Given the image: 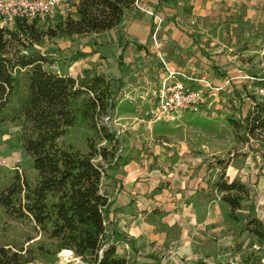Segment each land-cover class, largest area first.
I'll return each mask as SVG.
<instances>
[{
    "label": "trees",
    "instance_id": "obj_1",
    "mask_svg": "<svg viewBox=\"0 0 264 264\" xmlns=\"http://www.w3.org/2000/svg\"><path fill=\"white\" fill-rule=\"evenodd\" d=\"M71 1L75 14L69 11L53 27L43 29L39 19L19 18L12 27H0V128L6 122L23 120L11 142L29 157L35 171L33 179L18 170L0 173V211L10 220L31 224L43 237L25 247L18 241L5 242L0 234V264L56 263L65 251L77 258L72 264H161L168 258L166 247L155 249L153 244L150 261L119 253V242H128L133 249L136 239L109 229L112 202L103 184L104 178L122 174V168L133 160L121 154L123 139L103 118L116 109L136 112L125 96V55L130 47L141 53L145 46L123 34L105 43L95 41L89 50L61 49L55 43L124 26L135 0ZM111 45L118 50L105 55L103 50ZM96 54L94 65L78 77L52 68L59 61L73 64ZM231 87L235 93L234 83ZM237 96L239 105L228 116L229 124L248 142L250 138L264 140V105L247 93ZM161 126L154 127L155 135L172 131L167 123ZM77 130L83 132V144L66 140ZM211 186L227 207L226 221L249 230L264 246V220L243 212L251 182L229 181L222 173ZM240 258L238 263L185 259L183 264H264L260 250L244 251Z\"/></svg>",
    "mask_w": 264,
    "mask_h": 264
},
{
    "label": "rangeland",
    "instance_id": "obj_2",
    "mask_svg": "<svg viewBox=\"0 0 264 264\" xmlns=\"http://www.w3.org/2000/svg\"><path fill=\"white\" fill-rule=\"evenodd\" d=\"M73 3L67 0L62 7L75 14ZM142 4L149 7L143 0ZM163 5L161 9L149 7L164 20L156 38L154 21L134 8L127 15L129 25L116 31L55 40L61 49L89 50L95 41L105 43L123 34L130 42L145 46L142 53L130 47L125 55L126 93L130 97L126 99L136 106V112L114 110L112 127L122 133L121 154L133 158L125 182L134 186L133 196L137 201L141 200V195L148 196L150 201L128 208L129 214L139 219L131 229L140 234L135 238V248L132 249L128 242H119L118 251L122 256L150 261L148 255L153 244L155 249L166 247L168 258L161 264H183L185 259L238 263L244 251L254 249L264 254V246L249 230L226 221L227 207L211 186L222 173L229 181H250V199L243 212L264 220V140L250 138L248 142L227 120L236 113L239 93L255 97L251 82L240 79L241 92H235V96L230 94L228 104L222 103V109L217 112L212 108L206 115L215 111L223 115L222 118L186 114L180 121L158 122L159 127L167 123V127L172 128L165 135H155L154 128H149L145 113L150 105L140 97L159 82L161 74L164 76L159 52L171 67L194 76L208 75L218 83L240 72L258 75L259 51L264 49V15L259 13L252 20L242 16L232 20L231 12L223 9L218 0H167ZM135 13L141 14L146 21L133 19ZM62 16L63 13L58 12L40 25L43 29L53 27ZM144 23L150 25L149 30H144ZM117 50V46L111 45L103 53L111 55ZM98 56L67 65L59 61L52 68L59 74L78 77L83 69L94 65ZM103 63L108 65L106 60ZM115 66L114 63L113 68ZM22 123V119L6 122L0 128V173L17 171L15 167L19 165L22 172L18 173L33 179L35 171L30 167L29 157L11 142ZM66 140L83 144V132L77 130ZM218 161L221 163L215 167L213 163ZM211 165L213 170L208 168ZM0 234L5 242L18 241L25 243V247L43 239L31 224L10 220L1 211ZM75 260L73 254L60 253L56 263L32 264H72Z\"/></svg>",
    "mask_w": 264,
    "mask_h": 264
},
{
    "label": "built area",
    "instance_id": "obj_3",
    "mask_svg": "<svg viewBox=\"0 0 264 264\" xmlns=\"http://www.w3.org/2000/svg\"><path fill=\"white\" fill-rule=\"evenodd\" d=\"M67 0H0V27H12L16 19L32 21L39 19L44 22L54 17L58 12L67 15L69 8L62 7ZM134 8L154 21V37L156 38L164 20L155 10L142 4V0H135ZM68 11V12H67ZM156 44L158 45L157 41ZM164 65V76L154 87L140 97L145 99L150 108L146 111L149 128L158 122L180 121L186 114H209L212 108L217 112L228 104L233 91L231 84L240 79L249 80L257 102L264 105V49L259 51V73L249 75L236 73L228 76L222 83L216 84L208 75L194 76L185 71L171 67L159 52ZM126 98H130L125 93ZM213 111V113H217ZM103 122L111 129L112 115L103 118ZM117 130V129H114ZM121 137V131L117 130ZM15 170L22 172L19 165Z\"/></svg>",
    "mask_w": 264,
    "mask_h": 264
},
{
    "label": "crops",
    "instance_id": "obj_4",
    "mask_svg": "<svg viewBox=\"0 0 264 264\" xmlns=\"http://www.w3.org/2000/svg\"><path fill=\"white\" fill-rule=\"evenodd\" d=\"M143 1L149 7L151 8L156 7L159 9H161L164 6L163 3H165V1H163L162 4H160L159 0H143ZM218 2L222 3L221 6L223 9L231 12L232 20H235V19L237 20L239 16L252 20V18H256L257 14L259 13L260 14L262 13L264 15V0H218ZM135 15L136 17H133V19L136 18L140 20V22L146 21V19H143V17H141V14L135 13ZM128 21H130V18L127 17V22L125 23L126 26L129 25ZM130 24L132 26L139 25L138 23H130ZM235 24L236 23H233L232 25H235ZM143 28L144 30L147 31L150 29V25L144 23ZM111 31H116V30H110V32ZM161 77H163L162 74H161ZM215 83L218 84V82H215ZM234 83L238 84L235 86L237 88L236 92L237 91L241 92L240 87L243 86V83H241V81L239 82L236 81ZM231 94L233 95L235 93L232 91ZM242 95L245 96L246 93L243 92ZM216 114L217 113L215 114L213 113L210 116H206L207 114L206 115L203 114L202 117H207L208 119H213V118L220 119L223 116V115L219 116V114L217 115ZM156 125L157 123L153 126V128ZM131 162L127 166L122 168V171H123L122 174H117L113 176L112 178H107V179L104 178L103 184L107 187V191L110 195L109 199L112 202L111 211L108 216V219L110 222L109 229L112 231L116 230L118 232L124 233L125 235H129V237H134L138 239V236L140 233H137L136 231H134V229H131V228L137 225V222L139 219L137 218L136 215H130L128 212V208L129 207L133 208V206L139 207L141 204L143 205L150 200L147 198L148 196L141 195V200L137 201L135 199V196H133L134 186L125 182V175L128 171L127 168L130 166ZM136 203H139V205L137 206ZM127 223H132V224L130 226H125V224ZM126 231H128V233Z\"/></svg>",
    "mask_w": 264,
    "mask_h": 264
},
{
    "label": "bare ground",
    "instance_id": "obj_5",
    "mask_svg": "<svg viewBox=\"0 0 264 264\" xmlns=\"http://www.w3.org/2000/svg\"><path fill=\"white\" fill-rule=\"evenodd\" d=\"M69 254H72L70 251H65V252H63V255H65V256H67V255H69Z\"/></svg>",
    "mask_w": 264,
    "mask_h": 264
},
{
    "label": "water",
    "instance_id": "obj_6",
    "mask_svg": "<svg viewBox=\"0 0 264 264\" xmlns=\"http://www.w3.org/2000/svg\"><path fill=\"white\" fill-rule=\"evenodd\" d=\"M73 254V253H72Z\"/></svg>",
    "mask_w": 264,
    "mask_h": 264
}]
</instances>
